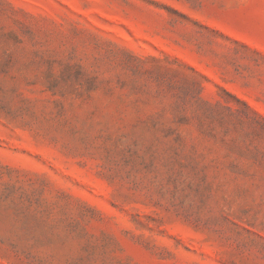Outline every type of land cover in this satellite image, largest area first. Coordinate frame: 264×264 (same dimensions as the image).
Listing matches in <instances>:
<instances>
[{"label": "rangeland", "instance_id": "374dc122", "mask_svg": "<svg viewBox=\"0 0 264 264\" xmlns=\"http://www.w3.org/2000/svg\"><path fill=\"white\" fill-rule=\"evenodd\" d=\"M0 264H264V0H0Z\"/></svg>", "mask_w": 264, "mask_h": 264}]
</instances>
